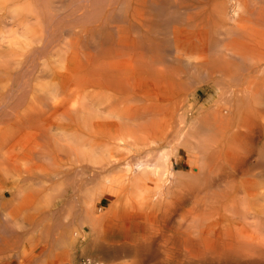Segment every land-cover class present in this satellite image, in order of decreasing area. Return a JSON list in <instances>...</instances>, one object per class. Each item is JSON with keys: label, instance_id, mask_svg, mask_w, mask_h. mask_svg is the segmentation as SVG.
Returning <instances> with one entry per match:
<instances>
[{"label": "bare ground", "instance_id": "1", "mask_svg": "<svg viewBox=\"0 0 264 264\" xmlns=\"http://www.w3.org/2000/svg\"><path fill=\"white\" fill-rule=\"evenodd\" d=\"M0 24L7 229L78 177L90 201L47 259L264 264V0H0ZM105 194L139 220L109 246Z\"/></svg>", "mask_w": 264, "mask_h": 264}, {"label": "rangeland", "instance_id": "2", "mask_svg": "<svg viewBox=\"0 0 264 264\" xmlns=\"http://www.w3.org/2000/svg\"><path fill=\"white\" fill-rule=\"evenodd\" d=\"M76 4H78V3H75L74 6L79 7V8H81L83 5V3L82 4L79 3L78 5H76ZM0 29H1V24H0ZM192 88H190L193 90V91L190 90L191 96L195 93L194 87H192ZM198 93L200 95V97L198 99V103H197L199 106L200 104H202L205 101L207 96H206V93H204L202 91L198 92ZM177 169H178V165L175 162H174V165H170V171L172 173L174 170L177 171ZM75 177H77V176H75ZM57 182L45 184V192L39 194V195L43 196V199L46 195V197L44 199L45 201H47V199H50V201L53 202L52 203L53 204L52 210H51V212H48V215H47V212L45 214H41L38 211V210L42 209L41 207L43 206V204H45L44 203L45 201L42 199V197L39 198V195H38V196L34 197V199L32 200V202L29 205L30 208L33 205L36 208V210L31 209L30 211H32V212L29 211L28 213H26L28 215L24 214L28 217V221H29L27 223L28 225L26 224L27 221L23 222L22 219H18L17 217L12 218V216H10L11 220H8L9 221V223H8L9 224L8 225L9 230H8L6 228L7 227L6 221H4V218H2V217L0 218V224H1L0 225V231H1L0 232V238L1 239L3 238L6 241L8 240L6 245L2 244L0 242V246H1L0 247V249H1L0 250V264H50V263L62 264L66 261H75L78 257L84 256V255L92 256L94 258L95 257L104 258L105 264H107V262L110 264L111 258H112L111 256L108 255L106 257L105 254L98 253V251L94 250L93 248L92 249L90 248V250L85 248L82 251L81 250H74L72 252H69L67 257H64V259H62V260L54 259V258L53 259H50V258L47 259L48 254H50L53 251V249L55 248L54 245L55 244L57 245L59 242L58 237L60 238V234H61V231L63 229V224H64L63 223L61 225V223L64 221L66 222L68 219L70 220L72 218V216H73V218H77V219H79L80 217L83 218V216L85 214V207H84L85 205L82 206V204H85V201L89 200L88 198H90V197L88 196V194H85L84 193L85 191H82L81 188L83 189V187H84V190H85V187L88 188L87 185L88 186L94 185V183L91 184L89 182L86 186L83 185V187L82 186L80 187V185H76V183L78 182V177H77V179L72 181L73 184H69V182L66 183L65 181H63L64 183L59 181L58 183H60V184L57 185V184H55ZM73 186H75V187L73 188ZM71 187L73 188V191H75L76 193L72 192ZM76 187L78 189H76ZM46 188L48 189V191L46 190ZM35 190H36V187H35ZM79 190H81V191H79ZM54 192H56V193H54ZM78 192L79 193L82 192V193L79 194ZM49 193H50V195H49ZM76 194H77V197H76ZM80 195H81V197H80ZM48 196H49V198H48ZM87 196H88V198H87ZM36 198L40 199L41 201L39 200L40 202H38V200ZM112 199H114V197H112L108 194H105V196H102L101 198L96 197L93 201V203L96 206V208H95L96 213L97 212L100 214L104 213V217L102 220V233H100V236H101V238H103L105 245H107V244H110V245L111 244H118V242H121V238H122L123 234L126 231L134 228V226L139 221V220L137 221L138 216L135 213V211H133V210L131 211V208H130L131 203L129 202L126 195H121L118 198H116L115 202L113 203V205L109 209V203ZM35 200H37V201H35ZM81 202H83V203L81 204ZM34 203H36V204L40 203V204H42V206L37 204V207H36V204L34 205ZM33 206H32V208H34ZM37 208H39V209H37ZM36 211L38 212L39 215L37 214ZM67 213H68V215H67ZM0 215H1V212H0ZM15 218L18 221H16ZM21 218H23V217L21 216ZM21 222H22L21 226H23L24 223L26 224L22 228L19 227V225H20L19 223H21ZM14 223H17L18 226H17V224L15 226ZM30 223H32V225ZM53 223H55L56 226H53V225H55ZM58 226H59V228H58ZM15 227H17V228L15 229ZM50 227L52 229L53 228L54 229L51 231ZM55 227H57V228H55ZM3 228H5V229H3ZM44 228H46L50 231H47ZM49 232L51 234H49ZM44 235L45 236L47 235L46 237L48 239L45 238ZM54 239H56V240H54ZM48 241H50L51 245L48 243ZM54 241H56V243ZM7 245H9V246L7 247ZM107 246H109V245H107ZM47 247H48V249L50 248L49 249L50 252L48 251V249H46ZM47 251H48V254H47ZM116 260H118V259L114 258V260H112V261L115 262ZM119 262L121 263L122 261L118 260L114 264H119Z\"/></svg>", "mask_w": 264, "mask_h": 264}, {"label": "built area", "instance_id": "3", "mask_svg": "<svg viewBox=\"0 0 264 264\" xmlns=\"http://www.w3.org/2000/svg\"><path fill=\"white\" fill-rule=\"evenodd\" d=\"M103 262L92 256L84 255L78 257L75 261H66L62 264H102Z\"/></svg>", "mask_w": 264, "mask_h": 264}]
</instances>
